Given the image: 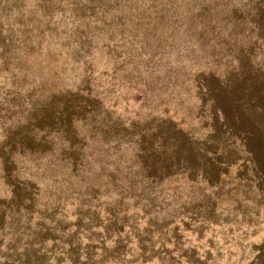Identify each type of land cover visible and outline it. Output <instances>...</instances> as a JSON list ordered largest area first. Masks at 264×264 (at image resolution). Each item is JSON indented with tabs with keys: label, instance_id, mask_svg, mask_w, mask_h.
<instances>
[{
	"label": "trees",
	"instance_id": "obj_1",
	"mask_svg": "<svg viewBox=\"0 0 264 264\" xmlns=\"http://www.w3.org/2000/svg\"><path fill=\"white\" fill-rule=\"evenodd\" d=\"M111 1L118 5L122 0ZM111 1L86 0L90 10L97 9L100 14L101 5L109 7ZM192 9L189 16L175 22L173 30L166 28L151 38L155 51L145 49V40H138L139 47L134 50L130 45L121 49L125 29L120 24L119 39L110 35L98 48L105 50L114 66L98 75L97 63L93 62L95 32L83 35L76 29L80 37L73 41L60 28L49 33L21 29L14 36L5 34L3 28H9H5L6 20L0 19L1 56L10 52L16 57L12 47L21 44V38L29 39L27 46L33 52L43 48L46 40L53 45L54 41L66 40L64 52L62 45L56 49L63 59L56 57V61L83 69L74 87L49 97L45 110L26 120L29 131L25 138L18 130L6 137L5 142L13 147L0 158V164L2 176L11 179L13 187L9 184L7 209L0 199V246L4 245L0 264H80L82 252L83 264H154V259L159 264H183L186 254L193 253L184 233L201 217L194 208L188 210L190 204L169 211L165 194L171 197L170 192L178 191L182 181L213 189L222 179L233 178L264 199V0H195ZM182 26L197 32L200 29L202 49L207 48L205 59L216 67L208 72L195 70L191 75L197 105L188 116L196 124L187 126L182 119L176 122L167 110V98L180 82L170 63L184 59L172 35ZM132 51L141 60L129 69ZM219 66L224 68L219 70ZM105 75L110 78L108 84L99 81ZM121 78L127 79L125 84ZM120 87L132 90V100L140 101L141 107L147 106L157 92L162 99L159 109L137 120L125 118L114 109L117 100L111 103ZM34 153L49 157L42 164L52 180H56V170L78 178L73 188L81 184L80 190H74L88 192L89 203L98 195L115 193V203L108 213L104 210L108 215L103 234L95 233L92 229L97 225H91L98 224L96 214L103 209L99 204L86 209L90 222L85 215L86 222L78 216L75 229L60 214L64 202L52 210L54 216L60 214L57 219L36 207L41 190L29 167L23 165V158ZM230 171H234L233 176ZM20 172L28 178H21ZM158 198L160 202H156ZM5 213L12 216L13 232L5 230ZM34 213L39 215L36 223ZM257 259L258 264H264V257ZM192 260V264L197 263Z\"/></svg>",
	"mask_w": 264,
	"mask_h": 264
},
{
	"label": "rangeland",
	"instance_id": "obj_2",
	"mask_svg": "<svg viewBox=\"0 0 264 264\" xmlns=\"http://www.w3.org/2000/svg\"><path fill=\"white\" fill-rule=\"evenodd\" d=\"M194 3L195 0H133L132 2L122 0L116 5L111 1L109 7L106 4L101 5L102 14H100L97 9L90 10L91 7L86 0H0V19L6 20L5 28L10 29L3 28L5 34L14 36H17V32L21 29L25 32L27 28L31 31L33 28L36 33L40 31L49 33L50 29L60 28L62 32L69 34V38L71 35V41H73L80 37L78 35L80 30L83 35L86 31L95 32L93 33L95 39L93 38L92 43L97 48L94 50L95 60L93 62L97 63L99 71L96 75H98L101 71L105 69L108 71L114 66V61L108 59L105 50L100 51L98 48L103 44L102 41L110 35H113L116 40L119 39L120 24H123L125 29L124 46L121 49L125 50L130 45L134 50L139 47L136 43L138 40H145L148 44L145 49L148 52L155 51L151 38L166 28L169 31L173 30V27H176L175 22L179 23L183 15L189 16V10L193 8ZM117 18L120 19L118 23H116ZM76 29L79 31L74 32ZM199 33L200 29L197 32L193 27L184 28L182 26L177 28L172 35L173 41L181 46L184 59H179L175 64L173 60L170 63L171 71L175 73L180 82L175 92L167 98L169 101L167 110L168 115L173 116V119L176 118V122L182 119L185 122L184 126L191 123L196 124V121L188 116L197 105L195 90L190 86L191 75L195 70L205 72L210 69L216 70L215 65L205 59L207 48L202 49L203 42L200 40ZM47 41H44L43 48L33 52L27 46L29 39L21 38L19 40L21 44H15V47H12L17 53L16 57H11L10 52L4 53L3 56L0 54V158L6 157L13 147L12 143L5 142L7 135L18 130L19 135L25 138L27 136L25 133L29 131L25 125L26 120L43 112L44 106L49 104V97H54L53 95L65 88L74 87L76 80L82 75V67H74L67 61L64 63L56 61V57L63 59L57 55L56 49L62 45L64 52L68 48L64 44L66 40L62 43L54 41L55 45L46 44ZM52 53L55 54L52 55ZM136 54V51H132L128 56L132 59L128 65L129 69L141 60L134 57ZM173 57H175V52ZM223 68L219 66L218 69ZM99 81L108 84L110 78L105 75ZM126 81V78H121L123 84ZM131 82H135V79ZM176 90L181 92L177 93ZM98 91L102 92V89ZM167 92H170V89ZM132 94V90L120 87L111 100V103L117 100L114 109L125 118L137 120L150 111L159 109L158 104L162 99L157 92L153 93L152 101L144 107H141L140 101L135 103L132 100ZM173 112H176V115ZM155 114H160V112ZM31 156L26 155L23 158V165L25 169L29 167L27 169L33 174L32 178L41 190L36 207L43 210L45 216L48 213L54 216L52 210L57 204L64 202L62 205L64 209L60 214H64L65 222L72 224L71 229H75L78 216L83 217V222L89 221V212L86 209L90 205L99 204L103 209H101L102 213L96 214L99 218L98 224L93 222L91 225H97L92 229L95 233L103 234L107 224V213L116 201L115 193L98 195L89 203L86 199L90 198V194L85 193L83 189L78 191L80 190L78 186L81 184L73 188V185L79 182L78 178L68 176L65 171L56 170V180H52L48 168L45 169L42 164L44 160L48 161L49 157L47 155L41 157L38 153ZM230 173V176L234 175V171ZM2 174L0 164V199L3 200V208L7 209L11 190L9 184L11 185L12 180H7ZM19 176L28 178L24 172H20ZM66 177L69 178L68 182L65 181ZM82 183L88 182L86 180ZM219 183L213 189H208L204 186L192 187L182 181L178 191L170 192L171 197L166 194L163 196L166 197L165 203L170 204L169 211H174L184 204H190L188 210L194 208L201 217L199 222H191L184 233L185 238L190 241L193 253L192 256H189L190 252L186 254L187 262L184 261L183 264H192L191 258L197 261L196 264H258L257 257H264V199L257 194L256 190L247 188L244 182L233 180V178L222 179ZM75 188L78 190H74ZM157 201L160 202V198ZM82 214L88 220L85 221ZM36 215L37 213L33 215L35 223L39 220V215ZM59 215L53 218L57 219ZM4 221L6 232H13L15 224H13L12 216L5 213ZM129 222L130 220H127L126 225H129ZM106 244L109 249H112L109 241ZM2 248L4 245L0 246V250L4 251ZM18 248L21 249L22 245ZM169 248L172 250V245ZM84 257L85 254L82 252L80 264L84 263ZM154 260V264H159L160 261Z\"/></svg>",
	"mask_w": 264,
	"mask_h": 264
}]
</instances>
